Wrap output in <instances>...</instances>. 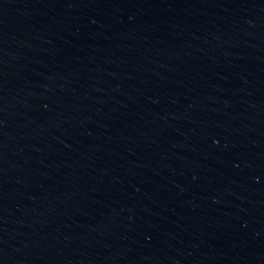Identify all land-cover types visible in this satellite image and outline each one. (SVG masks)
Here are the masks:
<instances>
[{
  "label": "water",
  "instance_id": "water-1",
  "mask_svg": "<svg viewBox=\"0 0 264 264\" xmlns=\"http://www.w3.org/2000/svg\"><path fill=\"white\" fill-rule=\"evenodd\" d=\"M0 264H264V0H0Z\"/></svg>",
  "mask_w": 264,
  "mask_h": 264
}]
</instances>
